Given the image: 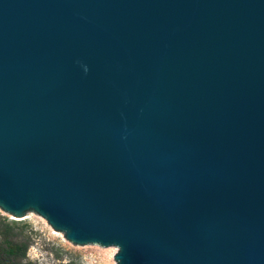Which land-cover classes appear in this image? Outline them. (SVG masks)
I'll list each match as a JSON object with an SVG mask.
<instances>
[{"label":"water","instance_id":"obj_1","mask_svg":"<svg viewBox=\"0 0 264 264\" xmlns=\"http://www.w3.org/2000/svg\"><path fill=\"white\" fill-rule=\"evenodd\" d=\"M0 209L116 264H264V0H0Z\"/></svg>","mask_w":264,"mask_h":264},{"label":"rangeland","instance_id":"obj_2","mask_svg":"<svg viewBox=\"0 0 264 264\" xmlns=\"http://www.w3.org/2000/svg\"><path fill=\"white\" fill-rule=\"evenodd\" d=\"M0 230L28 241L21 264H116L115 246L74 245L36 213L19 218L0 209Z\"/></svg>","mask_w":264,"mask_h":264},{"label":"trees","instance_id":"obj_3","mask_svg":"<svg viewBox=\"0 0 264 264\" xmlns=\"http://www.w3.org/2000/svg\"><path fill=\"white\" fill-rule=\"evenodd\" d=\"M28 241L16 234L0 230V264H21L26 255Z\"/></svg>","mask_w":264,"mask_h":264}]
</instances>
